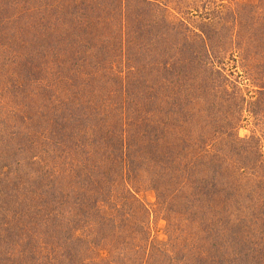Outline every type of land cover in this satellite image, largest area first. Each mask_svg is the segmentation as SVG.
Listing matches in <instances>:
<instances>
[{
    "label": "rangeland",
    "instance_id": "rangeland-1",
    "mask_svg": "<svg viewBox=\"0 0 264 264\" xmlns=\"http://www.w3.org/2000/svg\"><path fill=\"white\" fill-rule=\"evenodd\" d=\"M149 1L0 0V264H264V0Z\"/></svg>",
    "mask_w": 264,
    "mask_h": 264
},
{
    "label": "trees",
    "instance_id": "trees-1",
    "mask_svg": "<svg viewBox=\"0 0 264 264\" xmlns=\"http://www.w3.org/2000/svg\"><path fill=\"white\" fill-rule=\"evenodd\" d=\"M138 1H140V0H138ZM150 2V5L152 6V7H159V8H162V9H169V6H165V2H161V1H155V0H153V1H149ZM120 7L121 6V4L120 5H118V4H116V7ZM122 7H123V5H122ZM155 14V13H154ZM40 19V18H39ZM210 164L211 163H213V161H211V162H209ZM166 166V165H165ZM226 172H228V169H226L225 170V174H226ZM21 264H23V263H21ZM32 264V263H31Z\"/></svg>",
    "mask_w": 264,
    "mask_h": 264
}]
</instances>
